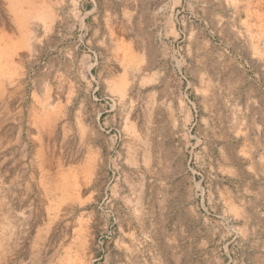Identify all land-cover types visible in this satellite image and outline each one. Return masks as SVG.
Returning a JSON list of instances; mask_svg holds the SVG:
<instances>
[{
  "label": "rangeland",
  "instance_id": "obj_1",
  "mask_svg": "<svg viewBox=\"0 0 264 264\" xmlns=\"http://www.w3.org/2000/svg\"><path fill=\"white\" fill-rule=\"evenodd\" d=\"M31 2L53 22L0 0V48L33 33L0 81V264H264V0Z\"/></svg>",
  "mask_w": 264,
  "mask_h": 264
},
{
  "label": "bare ground",
  "instance_id": "obj_2",
  "mask_svg": "<svg viewBox=\"0 0 264 264\" xmlns=\"http://www.w3.org/2000/svg\"><path fill=\"white\" fill-rule=\"evenodd\" d=\"M23 1H24V3H28V4H31L32 5V10L31 11H25V9H23V3H21V5L18 4V6H17V11L19 12V16H20V23L22 24L21 27L23 28V30H26V28H28L27 21L29 22V19H31V20H32V18L34 19V14L37 15L36 17H41L42 19L44 18L45 19V22H48L49 21L50 24L53 22V17L52 16L49 15L50 16L49 17L45 13L40 14L39 10L38 9H35L37 7H36V5H35L34 2H31V0H23ZM33 7H35V8H33ZM32 14H33V17H32ZM46 25H47V23H46ZM28 34H29L28 36H30V38H32L31 35L33 33L31 34L29 32ZM28 36L25 35V36H22V37H28ZM29 39L23 38V39H21V41H22L21 43H19L20 42L19 41L18 44H14L13 46L5 45L2 48H0V81L3 80V79H5V77H11V76H13V71L15 72L14 69H16V67L14 65V62H15V60H14L15 53H16L17 49H27V50H29L32 47L31 46V43L29 42ZM127 56H129V59L131 60L132 64H135V62L137 64H139V61L140 60L135 55H133V53L131 52L130 49L127 50ZM11 68H12V70H11ZM127 90H124V92L121 93V94H123V96H124L126 94ZM48 116H50L49 113H47V117Z\"/></svg>",
  "mask_w": 264,
  "mask_h": 264
}]
</instances>
